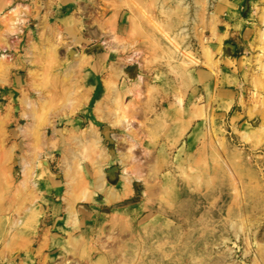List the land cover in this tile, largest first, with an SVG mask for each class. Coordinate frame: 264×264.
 <instances>
[{"label":"rangeland","instance_id":"rangeland-1","mask_svg":"<svg viewBox=\"0 0 264 264\" xmlns=\"http://www.w3.org/2000/svg\"><path fill=\"white\" fill-rule=\"evenodd\" d=\"M79 1L0 0V264H264V0Z\"/></svg>","mask_w":264,"mask_h":264},{"label":"bare ground","instance_id":"bare-ground-1","mask_svg":"<svg viewBox=\"0 0 264 264\" xmlns=\"http://www.w3.org/2000/svg\"><path fill=\"white\" fill-rule=\"evenodd\" d=\"M16 8V7H15ZM14 7H11L9 10H14V11H16V9H15ZM13 12V11H12ZM10 14H11V12H10ZM7 15H5V14H2L1 15V17H2V19H5V17H6ZM11 23V28H13V29H11L10 30V32H12V33H17L16 31L17 30H19L18 32H20L21 31V29L19 28V26L21 27V24L24 22V20L23 19H21V18H19V16H16L15 17V19H13L12 21H10ZM15 28H18V29H15ZM263 33H264V31H263ZM13 34V35H14ZM59 35V34H58ZM219 42H221V40L219 41ZM81 52L79 51H75L74 52V54H79V56L81 55L80 54ZM85 54H87L86 52H82V55L83 56H85ZM90 55V54H89ZM7 56H9V55H7V51H5V50H3V54H1L0 55V63H1V61L3 60V59H5V58H7ZM82 56V58H84ZM81 58V57H80ZM125 59L127 60V61H129V60H131V56H126L125 57ZM3 62V61H2ZM27 104L29 105V107H30V105H31V98H29L28 100H27ZM27 105V106H28ZM24 114H25V112H24ZM24 117H29V114H28V112L25 114V116ZM28 120V119H27ZM121 124H123L124 125V127H126V128H130V123L127 121V119L125 118V119H122L121 120ZM27 124H28V122H27ZM94 128V127H93ZM93 128H91V131H92V129ZM125 128V129H126ZM57 130H60V129H58V128H56ZM94 130H95V128H94ZM22 131H24V129H22ZM59 132V131H58ZM95 131H92V133H94ZM23 133V132H22ZM24 133H26V128H25V132ZM96 133V132H95ZM95 133H94V135H95ZM73 138H74V140H73ZM73 138H72V140L74 141V146L76 147H72V146H67V147H64V148H61V150H62V160H63V163H65V161L67 162V161H69L68 159H70V157H71V155H74V154H77V153H79V152H81V149H83V147H85V144L83 143V140H82V136H81V134H75V136L73 135ZM97 140V139H96ZM98 141V140H97ZM96 145H98V143H96L95 142V146ZM98 148V147H97ZM97 148L96 147H94V149H96L97 150ZM28 161V160H27ZM23 165H22V170H23V172L25 173L26 172V170H25V168L27 167V165H28V167L30 166V163L28 164V162H26L25 160H23ZM119 163H121V162H119ZM45 166H46V163H45ZM205 166H206V163H205ZM101 168V167H100ZM101 172H102V174H107V173H109V172H113V173H122V174H126V173H128V171H127V168L126 167H124V166H122V168L120 169L119 167H114V168H112V169H107V168H101ZM51 174V173H50ZM102 177H103V175H102ZM24 181L22 182V183H25V180L26 179H23Z\"/></svg>","mask_w":264,"mask_h":264},{"label":"crops","instance_id":"crops-1","mask_svg":"<svg viewBox=\"0 0 264 264\" xmlns=\"http://www.w3.org/2000/svg\"><path fill=\"white\" fill-rule=\"evenodd\" d=\"M53 1H55L61 5L60 11L63 14L62 19H64L66 21L64 23L67 25H74V27H75V24H77L79 20L74 18V17L76 16V14H75L76 10L80 9L78 6V4H79L78 2H80V1L79 0H53ZM56 12L58 14L60 13L57 9H56ZM80 18H82V17L80 16ZM73 30H74V28H73ZM75 34H76V38H79L80 37L79 35L81 34V32H78ZM17 38H19V36H17ZM71 38L72 37H70L69 39L71 40ZM102 43H104V45H106L107 40H103ZM91 46H92L91 49H93L95 47L94 45H91ZM104 47H106V46H104ZM20 76H22V75H20ZM23 77H24L25 81H27L29 75H27V76L24 75Z\"/></svg>","mask_w":264,"mask_h":264}]
</instances>
